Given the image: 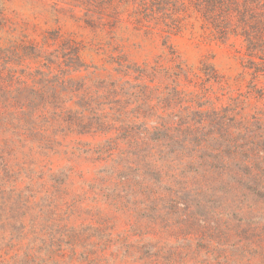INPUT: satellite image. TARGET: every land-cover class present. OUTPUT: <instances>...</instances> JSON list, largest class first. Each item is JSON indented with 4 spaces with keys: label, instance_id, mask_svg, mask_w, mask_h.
Wrapping results in <instances>:
<instances>
[{
    "label": "rangeland",
    "instance_id": "obj_1",
    "mask_svg": "<svg viewBox=\"0 0 264 264\" xmlns=\"http://www.w3.org/2000/svg\"><path fill=\"white\" fill-rule=\"evenodd\" d=\"M112 2L0 0V264H264V57Z\"/></svg>",
    "mask_w": 264,
    "mask_h": 264
},
{
    "label": "trees",
    "instance_id": "obj_2",
    "mask_svg": "<svg viewBox=\"0 0 264 264\" xmlns=\"http://www.w3.org/2000/svg\"><path fill=\"white\" fill-rule=\"evenodd\" d=\"M82 10L84 24L96 28L106 23L112 0H62ZM118 18H129L148 36L168 43L195 15L202 29L217 41L242 40L250 58L264 57V0H128Z\"/></svg>",
    "mask_w": 264,
    "mask_h": 264
}]
</instances>
